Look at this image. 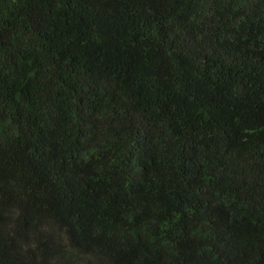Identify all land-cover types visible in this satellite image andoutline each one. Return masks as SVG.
I'll use <instances>...</instances> for the list:
<instances>
[{
    "label": "trees",
    "instance_id": "trees-1",
    "mask_svg": "<svg viewBox=\"0 0 264 264\" xmlns=\"http://www.w3.org/2000/svg\"><path fill=\"white\" fill-rule=\"evenodd\" d=\"M0 264H264V0H0Z\"/></svg>",
    "mask_w": 264,
    "mask_h": 264
}]
</instances>
